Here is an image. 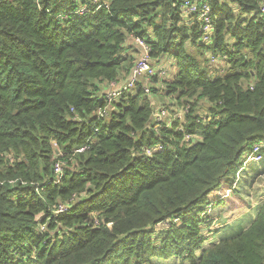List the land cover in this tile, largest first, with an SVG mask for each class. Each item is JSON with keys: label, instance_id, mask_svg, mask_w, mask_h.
Wrapping results in <instances>:
<instances>
[{"label": "trees", "instance_id": "obj_1", "mask_svg": "<svg viewBox=\"0 0 264 264\" xmlns=\"http://www.w3.org/2000/svg\"><path fill=\"white\" fill-rule=\"evenodd\" d=\"M202 1L210 41L183 0H0V264H264V204L206 247L264 143V0ZM136 37L156 73L110 98Z\"/></svg>", "mask_w": 264, "mask_h": 264}, {"label": "built area", "instance_id": "obj_2", "mask_svg": "<svg viewBox=\"0 0 264 264\" xmlns=\"http://www.w3.org/2000/svg\"><path fill=\"white\" fill-rule=\"evenodd\" d=\"M103 2V5L107 7L108 0H94V2L98 5L99 8H102L99 3ZM182 8L185 12L191 13V14H197L198 19L201 23V29H202V40L203 41H210L211 37L213 35L214 31V24L212 23V9L211 6L206 2L202 1L199 2V0H183L182 2ZM87 11V8L85 6H82L80 9V13H85ZM262 12H264V5L262 7ZM135 43H137L142 50L141 55L137 58V62L133 68V72L130 76L127 77V81L124 82V84L121 87H118L117 84H114V89L109 92L108 97L115 98L123 94L124 92H127L128 90L135 87V84L141 80L142 78L146 79L147 81H151V76L156 73L155 68L152 66L150 57H149V51L151 49L150 45L146 43L145 40L141 38H133L132 39ZM209 63L208 65H215L219 61L218 57L216 58L212 54H209L208 56ZM161 75L164 74V71L160 73ZM145 92H150V86L145 85ZM185 112H187V109H184ZM155 121L158 122L159 125L166 122L168 126H171L172 123L175 121V118H171L172 116L169 114L168 110L164 108L158 109L154 114ZM175 116L177 119H182L184 116L183 111L179 113H175ZM156 129V128H155ZM194 139V136L192 134L187 133L185 135V141L191 142ZM159 146V145H158ZM159 148H161L159 146ZM87 148V145L83 146L78 150V152H84ZM253 150L249 153L251 155L252 159L254 161H263L264 160V144L263 143H255V145L252 148ZM146 152L151 155L153 151L151 149H147ZM63 166L61 162H58L55 167V172L58 174L59 178L62 176L63 172ZM69 211L68 206L60 204L58 206V212H66Z\"/></svg>", "mask_w": 264, "mask_h": 264}, {"label": "crops", "instance_id": "obj_3", "mask_svg": "<svg viewBox=\"0 0 264 264\" xmlns=\"http://www.w3.org/2000/svg\"><path fill=\"white\" fill-rule=\"evenodd\" d=\"M129 40L130 46L133 47L130 52L133 53L135 51V55L138 56L141 53L139 46L133 43L131 38ZM121 86L122 85H119V87ZM241 173L242 175L239 176ZM240 174L238 175L239 180L236 179L234 186L237 187V191H239L242 196L248 197L247 202L249 206L232 213H225L224 215L228 217L229 221L224 223L218 222L220 225L217 227L219 228H211L214 234L213 237L216 238L207 241L206 247L219 243L223 238L233 237L239 234L240 231L249 228L256 220L258 212L264 204V162H251L245 166ZM215 221H218V219ZM214 229H217V231H214ZM206 233L207 231H205V234ZM153 261L157 262L156 259H153ZM179 261L176 259L173 264H179Z\"/></svg>", "mask_w": 264, "mask_h": 264}, {"label": "rangeland", "instance_id": "obj_4", "mask_svg": "<svg viewBox=\"0 0 264 264\" xmlns=\"http://www.w3.org/2000/svg\"><path fill=\"white\" fill-rule=\"evenodd\" d=\"M222 65H224V67H227V65L226 64H222ZM221 66V65H220ZM228 68V67H227ZM226 68V69H227ZM165 101H164V103H166V105H168V104H171V102H172V99L170 98V97H167V96H165ZM155 104H157L156 103V101H155ZM264 144V143H263ZM242 164H241V169H240V171H239V173H238V175L240 174V172H242V170L245 168V166H247L249 163H251V162H260V161H258V160H256V161H254L253 159H252V157H251V155H249V153H247V154H245L244 156H243V158H242ZM238 175H237V177H236V179H238L239 180V177H238ZM242 175V173L239 175V176H241ZM244 175V174H243ZM237 180V181H238ZM235 188H237L236 186H235ZM237 190V189H236ZM243 198L244 199H246V201H248V197L246 198V197H244L243 196ZM212 207H214L213 206V204H208V206H207V209H208V212H209V214H210V212L212 211ZM236 211H238V210H236ZM232 212H235V211H232ZM232 212H226V213H232ZM225 213H223V214H221V216H219V217H214V219L216 220V219H218V221H215L214 223L215 224H213V227L214 228H216L218 225H220L219 223H224V222H227V221H229L228 220V217H225V215H224ZM219 222V223H218ZM163 225V224H162ZM217 228H219V227H217ZM214 231H217V229H214ZM216 237H213L211 240H214ZM210 240V241H211ZM200 255H198V257H199ZM154 259H156L157 260V262L156 263H158V264H168V263H175V261L174 260H167V261H164V260H160V259H157V258H154Z\"/></svg>", "mask_w": 264, "mask_h": 264}]
</instances>
